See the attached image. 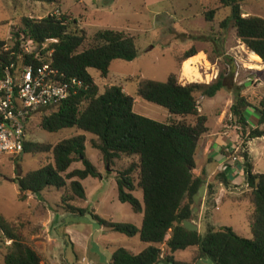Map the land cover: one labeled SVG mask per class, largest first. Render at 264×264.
Segmentation results:
<instances>
[{"label": "trees", "instance_id": "1", "mask_svg": "<svg viewBox=\"0 0 264 264\" xmlns=\"http://www.w3.org/2000/svg\"><path fill=\"white\" fill-rule=\"evenodd\" d=\"M57 6L61 0H25ZM248 0H215L221 8H229L230 14L220 24L225 29L231 24L237 39L245 49L264 64V19L243 17L241 7ZM212 13H206L208 20ZM12 51L17 52L22 41L31 45H46L41 55L53 51L51 62L66 79L82 82L78 93L57 107L45 109L39 126L49 134L66 129L82 133L62 140L55 145L25 142L23 154L33 156L47 154L50 160L35 171L23 174L16 166L19 200L27 194L38 196L46 189L62 192L60 208L66 214L85 216L104 231L127 238L139 236L148 247L139 254L119 248L113 252L110 264H182L174 260V254L188 248H197L195 260L208 258L212 264H264V174H254L250 157L239 155L243 161L249 193L245 195L251 204L249 217L250 239H245L227 227H207L204 236L183 228L184 221H193V196L202 181L194 178V157L199 140L208 132L207 118L199 113L198 95L213 98L224 89L226 79L219 75L211 84L191 83L181 85L176 74L166 82L147 80L140 83L137 96L147 103L164 108L170 120L159 123L133 112L134 98L125 93L122 86H108L101 94L99 86L89 74L96 70L106 79L109 67L115 60L131 62L138 50L135 39L124 32L103 30L92 37L88 47L84 31L71 29L66 16L48 15L38 20L24 18L20 29L13 34ZM7 45L0 39V48ZM190 49L180 58V63L194 57ZM26 56V64L32 61ZM251 105L241 95H236L230 107L231 120L238 127L237 133L244 142L243 148L254 139L264 137V97L261 99L257 124L249 127L245 111ZM50 110V111H49ZM248 129V132L246 130ZM86 134L94 138L90 146L96 150L105 166L111 168L121 158L134 159L125 168L115 171L118 201L128 204L135 214H142L140 228L129 223H115L78 206L86 201L81 182L87 178H100L97 168L86 157ZM19 157V156H18ZM81 169H71L75 164ZM229 175L219 173L215 181L228 186ZM210 185L208 189L212 190ZM142 193L140 202L133 193ZM207 207L212 204L207 201ZM208 216V214H207ZM0 234L10 244L3 264H48L44 257L29 243L21 225L7 221L0 215ZM170 238L165 241L166 237ZM162 246L166 248L163 256Z\"/></svg>", "mask_w": 264, "mask_h": 264}, {"label": "rangeland", "instance_id": "2", "mask_svg": "<svg viewBox=\"0 0 264 264\" xmlns=\"http://www.w3.org/2000/svg\"><path fill=\"white\" fill-rule=\"evenodd\" d=\"M242 6L243 12L264 17V0H250L244 2ZM210 12L212 15L207 20L205 14ZM229 14V8H221L215 0H61L57 6L25 0H0V39L8 45H13V34L20 29L22 19L38 20L48 15L66 16L71 23V29L84 31L87 40L83 48L89 46L92 37L99 31L124 32L135 39L138 55L131 62L113 61L106 79L101 78L96 70H89L101 94L108 86H122L125 93L134 98V109H137V114L162 122L165 120L163 115L168 112L137 96L140 83L147 80L164 83L169 75L176 74L181 85L191 83L208 85L222 75L226 79L224 89L213 98L202 99L203 114L208 118L209 125H213L216 120V110L226 108V97L232 96L234 99L236 95H241L251 105L244 116L247 124L254 128L258 120L256 109L259 108L260 101L264 97V72L257 77L254 69H260V61L258 60L259 64H257L259 66H255L253 62H257L258 58L248 54V50L237 39L231 24L225 29L220 27ZM190 49H194L196 55L180 63L182 55ZM200 98L201 96L198 95V101ZM45 114L47 112L36 113L28 124L27 142L55 145L62 140L82 134L76 129H66L53 134L42 131L39 121ZM86 137V157L104 175V179L101 182L97 180L91 183L88 182L90 180L84 182L89 201L80 202L78 206L92 210L99 217L115 223H128L133 218L138 220V214H135L128 204H122L117 200H114L113 204L110 198L113 187L114 195L117 194L115 171L125 168L134 159L121 158L111 168L104 164L102 167L98 152L90 146V140L94 137L89 134H86ZM248 150L255 172L264 174V139L252 140ZM48 160L50 156L47 154L36 156L23 154L19 157L0 155V215L2 217L6 220H14L19 214L30 212L28 211L30 205L19 200L17 184L12 181L16 177V166L25 174L38 170L42 163ZM76 168L81 166L78 165ZM51 190L52 192L45 197L52 208L59 205L60 198L59 191L54 188ZM140 195V191L135 193L137 197ZM103 196H106L109 202L102 201ZM250 214L249 202L243 201L234 205L226 201L220 208L213 209L210 217H214V227L232 228L241 237L250 239ZM86 217L90 222L93 221L90 216ZM92 223L99 228L94 221ZM204 233V228L199 231L201 236H204ZM108 238L112 240L114 246L126 247L131 252H136L129 243L130 238L116 233H111ZM62 240L65 247L62 245L60 247L58 244L57 249L61 248V255L66 254L69 261L63 257L61 263L76 264L75 255L78 251L74 252L71 244L64 238ZM84 243V239L80 238L79 244L83 245L82 249H88L87 253L82 252L84 258L94 264L99 252L98 245L92 242L87 245ZM9 244L0 234V264L3 263V256ZM175 257L178 260H186L190 256L187 252H178ZM203 261L199 260L200 263Z\"/></svg>", "mask_w": 264, "mask_h": 264}, {"label": "crops", "instance_id": "3", "mask_svg": "<svg viewBox=\"0 0 264 264\" xmlns=\"http://www.w3.org/2000/svg\"><path fill=\"white\" fill-rule=\"evenodd\" d=\"M249 1L250 0L246 1V3ZM241 12L243 17H259L264 19V17L258 16L257 14L252 15L250 14V12L249 13L243 12V6L241 7ZM247 52L250 56H252L251 54L253 53L249 51ZM258 60L259 59H257V62L255 61L253 62L255 63V66H259L257 65L259 64ZM260 64L261 66H259L260 68L259 70L254 69V72L257 74V77L258 74L264 72V64L262 63V61ZM220 92L221 91H219L218 93ZM227 92H230V90H227ZM202 99L203 98H200V100L198 101L199 113L201 115H204L203 114L204 109L201 106ZM232 99H233L232 96L226 97V108L216 110V120L214 121L213 125H209L208 118L204 115L207 118L208 132L204 136H202V138L199 140L197 144L195 157H194L195 167L192 170V175L194 176V178H199L202 181V183H205L206 186L204 199L202 200V203L199 206L198 214L195 215L196 217L193 220V222L197 223L198 233L203 228L206 233L207 227L210 226V224L211 227L216 228L213 225V221H215L214 217L213 216L210 217L212 210L215 209V207L220 208L221 204H224L226 201H230L234 205H238L243 201L249 202L247 197L245 196L249 193V188L246 183L243 161L239 156L238 160L236 162H233L231 160V156H229V154L226 153L228 149L239 147L241 142V140L239 139V135L237 133L238 127L231 120V116H230V107L233 103ZM134 105L135 103H133V112L137 114L136 112L137 109H134ZM163 116L165 120H163L162 122L159 121V123H164V121L165 123H167L171 119L176 121L180 120L179 118L171 117L169 113ZM261 139H264V137H262ZM249 144L250 142L246 145L244 151L250 157L248 150ZM99 163L103 167V162L101 161L100 156H99ZM78 165L81 166V164L77 163L75 164L73 169L82 168V166L81 168H76ZM252 166H253V162H252ZM223 172L229 175L227 187H224L215 181L216 176L219 173H223ZM99 173L101 175L100 178L97 179L87 178L86 180L81 182L83 188L85 189L86 201H89V198L87 194V189L84 187L83 184L87 180H90L88 181L89 183L93 182V180H97L98 182L103 181L104 175L101 172ZM253 173L258 174L255 172L254 166H253ZM210 185L214 186L212 190L208 189ZM57 191H59V198L61 199L62 192L60 190ZM51 192L52 190L50 188L44 190L38 196L27 194L24 202L26 203V205H30L28 207V211L30 212L28 214L27 213L19 214L17 218H15L14 220L7 219V221L14 222L22 226L24 234L27 240L29 241V243H31V245L44 257V259L47 261L48 264H62L61 259L64 258L65 260L69 261L66 254H63V256L61 255V248L57 249L58 244L60 247L61 245L62 247H65V243L63 242L62 238H64V240H66L68 243L71 244L74 252L75 251L79 252V253L77 252V254L75 255L76 262L79 259V257H84L83 253L88 252L87 248H85L84 250L82 249L83 245L79 244V240L80 238H82L84 239L85 243L87 241V243L86 244L84 243V245H87L89 242H92L94 244L96 243L98 245L99 252L98 255H96L94 264H110V258L113 252L121 248L114 246L112 244V240L108 238V236L112 232L109 233L107 231H103L102 228L100 227L99 228L95 227V225L92 223L93 221L91 220L92 222H90L88 217H86L87 215L77 216V215H70L64 213V211L60 208V201H59V205H56L55 207L51 208L49 206L47 198L45 197L46 194ZM114 192H115V188L113 187V194L110 197L111 202L113 204H114V200L118 201L117 194L114 195ZM136 192L133 193L134 197H136L140 202H142V193L140 192L141 194L140 197H137L135 196ZM102 201L106 203L109 202L107 201L106 196H103ZM207 201H209L212 204L211 208L207 207ZM31 203L33 204L31 205ZM80 207L84 208L83 206ZM251 211H252V207H251ZM138 216H139L138 220H136V218H133V220H130V222L128 223L136 226L137 228H140L142 225L143 216L142 214H138ZM217 228L220 227L218 226ZM169 238L170 235L166 237L165 241H167ZM130 239L131 241H129V243L136 249V252H131L130 250H128L129 248L126 247H122V248L130 251L133 254H139L148 247V245L143 244L141 241H139L140 240L139 236H135ZM162 250L164 252L163 256L166 255L167 251L165 246H162ZM181 252H187L190 257L187 258L186 260H178L176 259L175 257L176 254H175L174 260L176 262H180L182 264H212V262L207 259H203V258H200L198 260L194 259V256L197 252V248H188L185 251H181ZM199 260H204V261L200 263Z\"/></svg>", "mask_w": 264, "mask_h": 264}, {"label": "built area", "instance_id": "4", "mask_svg": "<svg viewBox=\"0 0 264 264\" xmlns=\"http://www.w3.org/2000/svg\"><path fill=\"white\" fill-rule=\"evenodd\" d=\"M13 46L0 48V155L17 157L23 153L26 129L35 114L57 107L76 95L83 84L66 79L53 67L52 50L41 55L46 45L39 48L22 41L17 52L12 51ZM33 53L26 64V56ZM243 144L241 140L239 147L226 151L233 162L245 152ZM76 264L91 263L82 257Z\"/></svg>", "mask_w": 264, "mask_h": 264}, {"label": "water", "instance_id": "5", "mask_svg": "<svg viewBox=\"0 0 264 264\" xmlns=\"http://www.w3.org/2000/svg\"><path fill=\"white\" fill-rule=\"evenodd\" d=\"M205 191H206L205 183H202L198 189L197 194L193 196V202H194L193 214L194 215H197L199 212V206L201 205L202 200L204 199ZM182 226L184 229H186L189 232H198L197 223L193 221H184L182 223Z\"/></svg>", "mask_w": 264, "mask_h": 264}]
</instances>
